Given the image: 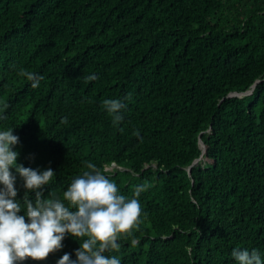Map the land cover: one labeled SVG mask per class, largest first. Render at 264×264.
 I'll use <instances>...</instances> for the list:
<instances>
[{"label": "trees", "instance_id": "16d2710c", "mask_svg": "<svg viewBox=\"0 0 264 264\" xmlns=\"http://www.w3.org/2000/svg\"><path fill=\"white\" fill-rule=\"evenodd\" d=\"M129 93L113 125L101 101ZM0 114L18 162L55 171L44 198L63 199L88 162L129 198L148 185L137 224L104 253L121 264L264 253V0H0ZM85 238L21 264L75 258Z\"/></svg>", "mask_w": 264, "mask_h": 264}, {"label": "clouds", "instance_id": "9594fccd", "mask_svg": "<svg viewBox=\"0 0 264 264\" xmlns=\"http://www.w3.org/2000/svg\"><path fill=\"white\" fill-rule=\"evenodd\" d=\"M21 74L32 82L33 88L44 78L23 69ZM97 79L95 72L85 77L87 81ZM130 98L131 93L123 98L108 97L101 101L113 125L118 126L124 120L123 110ZM14 128L0 129V264H21L29 257L46 258L50 252L63 247L66 234L87 238L79 241L75 258L72 253L65 252L56 264H121L118 256L104 253L119 250V234L130 233L137 224L142 212L138 197L148 185H137L134 195L129 198L106 175L109 173L107 167L100 170L88 162V170L72 179L63 192V199L44 198L40 190L55 171L51 167L33 168L18 162L20 152L15 146L20 143V137L14 133ZM135 134L139 136V130ZM18 175L27 190L23 203L17 198ZM32 191L36 193L35 200L29 198ZM131 242L138 243L135 239ZM231 256L237 264H264V253L257 248L235 247Z\"/></svg>", "mask_w": 264, "mask_h": 264}, {"label": "water", "instance_id": "95a60500", "mask_svg": "<svg viewBox=\"0 0 264 264\" xmlns=\"http://www.w3.org/2000/svg\"><path fill=\"white\" fill-rule=\"evenodd\" d=\"M253 92V89H251L249 92H245L244 94H247V93H252ZM236 94V93H234Z\"/></svg>", "mask_w": 264, "mask_h": 264}]
</instances>
